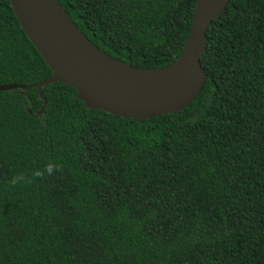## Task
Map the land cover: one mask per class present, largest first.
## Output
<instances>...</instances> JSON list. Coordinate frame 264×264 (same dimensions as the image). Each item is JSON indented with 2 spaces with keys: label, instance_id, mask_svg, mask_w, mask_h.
Here are the masks:
<instances>
[{
  "label": "trees",
  "instance_id": "trees-1",
  "mask_svg": "<svg viewBox=\"0 0 264 264\" xmlns=\"http://www.w3.org/2000/svg\"><path fill=\"white\" fill-rule=\"evenodd\" d=\"M197 1L56 0L143 69L178 60ZM206 35L179 112L125 119L54 82L38 115V88L0 91V264H264V0H230ZM51 76L0 0V86Z\"/></svg>",
  "mask_w": 264,
  "mask_h": 264
},
{
  "label": "water",
  "instance_id": "water-1",
  "mask_svg": "<svg viewBox=\"0 0 264 264\" xmlns=\"http://www.w3.org/2000/svg\"><path fill=\"white\" fill-rule=\"evenodd\" d=\"M21 27L52 70L48 79L30 85H1L0 91L68 84L90 110L125 119H150L187 108L207 80L201 56L207 30L230 0H198L191 31L178 60L169 66L143 69L119 61L92 45L56 0H9ZM32 114V110L28 109Z\"/></svg>",
  "mask_w": 264,
  "mask_h": 264
}]
</instances>
